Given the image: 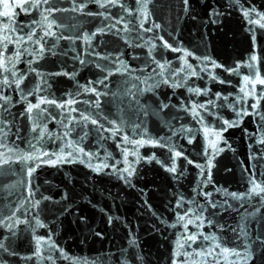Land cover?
<instances>
[{
  "label": "water",
  "instance_id": "1",
  "mask_svg": "<svg viewBox=\"0 0 264 264\" xmlns=\"http://www.w3.org/2000/svg\"><path fill=\"white\" fill-rule=\"evenodd\" d=\"M79 2V0H78ZM59 8H71V0H55ZM129 6L135 7V0H127ZM192 5L189 12L184 13L181 10V0H153L149 7L153 11V18L162 25L159 35H163L169 43L174 46H180L191 51L194 56L189 57V61L194 65L200 64V61L194 57L209 56L223 68L214 70L215 74L229 83L220 84L208 79L206 73H201L203 78H192L189 81L190 86L200 88L208 87L211 93L220 92L224 95H236L241 86V76L224 71V68H233L238 62L246 61L252 52L253 43L251 33L247 30L249 25L238 5L234 0H190ZM244 7L254 5L259 11L264 12V0H240ZM215 11L217 15L211 13ZM87 12H101L98 5L88 0ZM111 12L116 14L118 8H112ZM58 23L65 25L80 24L82 30L87 32L94 31L101 26L102 17L83 16L79 13L67 12L56 13ZM72 17L73 19H69ZM32 19H39L38 15L25 16L21 14L17 17L18 23L29 24ZM145 24V27H148ZM71 34L69 31L60 29L58 34ZM145 37L153 36L154 33H145ZM133 38L135 33L132 34ZM159 44V41H156ZM51 43V38H49ZM256 44L259 45L258 51L264 55V30H257ZM95 51L102 55L121 54L122 58L133 68H142L147 56V49L132 48L125 43L123 39L112 33L97 36L92 42ZM72 45L67 40H61L55 51L56 55L45 54V58L40 60L39 70L45 73H54L67 71L70 74L77 73L75 79L66 76L49 77L51 85L45 95L51 94L52 98L63 100L68 98V94L78 91L77 85H86L89 81H96L103 78V74L95 67L93 63L81 65L74 57L81 54L85 60L94 59L91 56L83 54V49L87 48L82 41H77ZM159 49L157 52L159 53ZM180 53L167 51L164 56L173 62L174 67H178L177 57ZM138 56L139 59H133ZM160 59L159 54L156 55ZM108 64L110 61H97ZM119 65H117L118 67ZM23 70L26 65L21 63L17 66ZM262 75H264V63L259 65ZM199 71V69H197ZM243 74H248L249 70H241ZM139 71L135 75H139ZM36 78L29 77L34 81ZM122 77L114 75L107 81L111 92H118ZM26 83H28L26 81ZM31 86V85H30ZM131 85H129L130 87ZM98 89L103 90L102 86L96 85ZM259 88V86H258ZM6 95H12L14 107L11 108L12 116L15 117L5 143L8 147H16L20 150L28 149V140L34 136L30 132V122L25 117L19 115L23 111L25 104H17V93L14 90L5 89ZM159 99L179 105L181 101L187 103L189 98L205 102L210 97H195L187 93L185 89L173 90L163 87L159 90ZM211 95V94H210ZM79 101L94 99L91 94H81L76 97ZM214 98V97H211ZM29 99L35 103V98ZM148 99L149 103L154 100L150 94L141 98V103ZM111 96L101 97L102 116H107L109 120L123 117L125 123L131 120L139 122L136 116L131 114L127 108V98L123 103L117 105L112 101ZM231 101V97L229 102ZM217 103H220L219 101ZM264 104V102H262ZM78 109H88L89 113L95 116V110L84 103L74 105ZM119 107L120 111H117ZM59 111V110H56ZM224 119L234 120L235 114L227 107L216 109ZM264 114V107L260 109ZM171 115L176 114V109L169 110ZM76 116L77 113H72ZM171 115L161 114L162 119L168 120ZM181 119L172 121L179 127L180 124L190 127L195 132L193 143L189 144L187 136L181 135L174 138V143L180 145L188 159L195 163L203 165L206 157L203 155L205 147V135L203 125L193 120L185 112H179ZM102 116H96L101 123H105ZM11 120V117H9ZM142 119V117H141ZM205 123L216 129L220 128V122L215 116H206ZM259 117H245L238 127L229 128L223 132L224 144L221 141L218 147L223 148L213 160L211 169L212 183L203 187L204 192H212L211 199L222 203L228 199L230 208L227 206L213 209L207 207L202 195L197 194V185L201 180L200 170L193 165L186 164V161L180 159L177 163L179 168L184 169V175L179 179L172 173L165 170L161 164L156 161L147 162L141 160L136 165V174L131 178V186L119 179L117 174L111 169H104L102 172H95L87 162L81 163L77 160L74 163H63L55 166L42 165L37 168L33 174L34 179L32 187L36 190V199H41L39 209H30L31 215L39 213V219L47 225L46 228H38L35 233L30 230L25 231L27 227L24 224L18 225L15 229L16 236L12 237L9 229L0 226V241L5 246L11 245L9 252L0 251V259L6 261V264H36L35 258L27 259L34 251V235L48 236L51 232L56 244L64 252L81 262L88 261V264H121L122 260H127L128 264H172L173 252L177 239L183 233V228L177 224L176 215L182 212L181 209H175L176 199L183 195L185 200L199 202L206 207L204 215L213 220V226H205V234L215 233L222 237L231 248H241L242 245L235 238V234L230 230L232 227H238V222L244 216H249L248 225L250 233L251 250L253 258L249 264H264V244L256 241L260 236L264 239V203L260 202L259 197H253L250 201H234L225 197L223 190L228 192L245 193L250 188L249 179L254 177L258 182L264 181V145L258 143L264 129L258 127ZM148 131L153 137H165L169 135L168 128L161 123V119L152 117L147 122ZM107 126V125H106ZM47 127L50 132L62 136L64 129L57 121H49ZM95 126L89 124L85 129L89 134L83 140L81 146L88 152L99 153L98 157L93 159V166L101 161L112 164L114 160H121V153L116 144L111 139L99 140L98 134L93 131ZM19 130V139L16 132ZM7 131V129H6ZM125 131L131 136V128L125 127ZM80 128L77 127L71 133V139H77ZM107 136V133H104ZM211 138V137H209ZM230 146V147H229ZM37 147L49 152H57L64 147V141L61 139H45ZM2 151V150H0ZM144 157L155 155L158 160L164 161L165 165H170V153L166 148L144 147L139 149ZM111 153V157L105 160L106 154ZM254 157V158H253ZM129 159H132L131 157ZM123 167V164L119 165ZM15 174L0 175V214L7 215L9 209L16 206L18 202H23L26 193L25 185L17 182L24 179L21 173L22 165L14 163L11 165ZM248 169L245 173L244 169ZM207 172V169L205 170ZM16 185L14 189L8 185ZM197 189V191H194ZM220 191H217V190ZM48 197L49 199H42ZM146 201V203H145ZM151 206L150 209L148 206ZM28 207V205H25ZM192 207L185 204L184 208ZM259 208V212L256 209ZM246 210V211H245ZM23 219L21 213H17ZM109 217L113 219L109 223ZM177 224L176 227L170 225ZM223 226V231L220 230ZM189 231H196L193 225L189 226ZM99 233V235H97ZM134 234L138 240V247L129 245V237ZM7 238V239H6ZM201 246H206L202 242ZM195 247V246H194ZM124 251L125 255L121 256ZM139 256L142 259H137ZM56 264H73V260H66L57 252L54 254ZM184 259L181 257V260ZM211 259V258H209ZM44 264H51L45 261Z\"/></svg>",
  "mask_w": 264,
  "mask_h": 264
},
{
  "label": "snow or ice",
  "instance_id": "2",
  "mask_svg": "<svg viewBox=\"0 0 264 264\" xmlns=\"http://www.w3.org/2000/svg\"><path fill=\"white\" fill-rule=\"evenodd\" d=\"M91 2L104 11L87 12L88 0H79V2L78 0H71V8H59L56 6L55 0H0V150H2L0 151V175L15 174L11 165L19 163L22 165L21 173L24 179L17 183L25 185L27 193L23 202H18L14 209L10 208L7 215L0 214V226L9 229L12 237L16 236L15 229L20 224L26 225L25 231L30 230L32 233H35L38 228H46L47 225L39 219L38 211L36 215L30 213V209H39L42 202L41 199L35 198L36 190L32 187L33 174L42 165L55 166L63 163H74L77 160L81 163L87 162L88 166L97 173L104 169H111L119 179L131 186V178L136 174V165L141 160L156 161L165 167L167 172L174 174L179 179L180 176L184 175V169L179 168L177 162L183 159L186 164H194L200 170L201 180L197 185L198 191L197 189L194 191L204 197L207 207L216 209L227 206L230 208L231 204H229L228 199L222 203L213 201L211 199L213 193L204 192L203 187L212 183L213 160L220 152L224 151L223 148L218 147V144L221 141L227 144V141L223 140V132L229 128L238 127L245 117L251 116L259 117L258 127L264 129V114L260 111L261 107H264L262 104L264 102V75L259 69V65L264 63V55L260 54L258 51L260 46L256 44L257 30H264V12L259 11L254 5L244 7L240 4V0H234L249 25L247 30L251 33L253 49L246 61L238 62L233 68H224L226 72L240 75L242 81L238 94L224 95L220 92L211 93V89L208 87L200 88L189 85L192 78H203L201 73H206L208 79L213 82L220 84L229 82L220 79L214 72L217 68H223V65L218 64L209 56H203L194 57L200 61V64L194 66L189 61V57L194 56L191 51L180 46H174L163 35H159L162 25L153 18V11L149 7L153 4V0H135V7L129 6L127 0H91ZM191 7L190 0H181V10L184 13L189 12ZM112 8H118L119 12L113 14ZM58 12H74L83 16L102 17V23L101 26L89 33L82 30L80 24L68 26L62 22L58 23L56 16ZM33 13L38 15L39 19H32L29 24L17 22V17L21 14L29 16ZM211 14L217 15L214 10ZM69 19L73 18L69 17ZM145 24L149 26L145 27ZM60 29L67 30L71 34L64 35L63 32L58 34ZM109 33L119 36L129 47L147 49L144 66L139 69L133 68L122 58V53L102 55L95 51L92 45L93 40L97 36ZM133 33H135L134 38ZM145 33H154V35L145 37ZM49 38H51V43H49ZM61 40L69 41L70 45L73 46V51H75L74 45L77 41H82L84 45H87V48L83 49V54L94 59L85 60L81 54H77L74 59H77L82 66L93 63L103 74V78L94 82L89 81L86 85L78 84V91L68 94V98L58 101L52 98L50 93L44 94L51 87L49 77L62 75L75 79L77 73L70 74L67 71L45 73L40 71L38 66L33 65H38L39 61L45 58L46 53L56 55L55 49ZM157 40L159 44H157ZM157 49L160 50L159 53ZM167 51L181 54L176 58L178 67H174L173 62L164 56ZM157 54L161 56L160 59L156 58ZM133 59H139V57L133 56ZM97 61H110L111 67ZM21 63L26 65L23 70L17 67ZM117 65L119 66L117 67ZM244 68L249 70L248 74L241 72ZM137 71H139V75H135ZM114 75L122 77L118 92H111L107 83L109 77ZM30 76L36 79L34 81L29 80ZM96 85L102 86L103 90L98 89ZM129 85L131 86L129 87ZM163 87L172 89L173 95H175L176 89H185L192 96L210 98L205 102L189 98L187 103L181 101L177 106L172 104L170 100L165 102L159 99L158 93ZM5 89L14 90L17 93V104H25L19 115L29 120L30 132L35 134L27 142L30 150L8 147L5 143L15 120L11 113V108L15 106L13 97L6 95ZM81 94H91L94 99L79 101L76 97ZM146 94H150V97L155 99L151 103L148 99L141 103V98L146 97ZM107 96L113 98L109 103L115 102L117 105L123 103L124 98H127V108L132 115L137 117L139 122L129 119L125 123L123 117L109 120L107 116H102L101 97ZM30 97L35 98V103L29 99ZM230 97L231 101L229 102ZM218 101L220 103H217ZM81 102L94 109L95 116L89 113L87 108L81 110L74 107ZM225 107L235 114L236 119H224L216 111L218 108ZM171 109H176L175 115L170 114L169 110ZM117 111H120L119 107H117ZM181 111L203 125L206 142L203 155L207 158L203 165L188 159L182 147L173 142L174 138H178L182 134L187 136L189 144L193 143L195 139V132L192 128L183 124L176 127L172 123L174 120L179 121L181 119L179 115ZM72 113L78 115L74 116ZM161 114L171 115V118L164 120ZM96 116H102L105 123H101L99 119L95 118ZM206 116H215L220 122V128L216 129L206 124ZM152 117L161 119V123L168 128L170 134L165 137L151 136L147 122ZM49 121H57L61 125L64 129L62 136H57L56 133L49 131L47 127ZM89 124L95 126L93 131L98 134L99 140L111 139L115 142L118 151L121 153V160H114L112 164L101 161L98 165L93 166L92 161L98 157L99 153L88 152L81 146L89 134L85 130ZM77 127L80 128V133L77 134V139L73 140L71 133ZM125 127L131 128V136L125 131ZM104 133L108 135L105 136ZM16 136L17 139L20 138L18 129ZM45 139H61L64 141V147H61L57 152H49L37 147ZM258 143L264 145V135L261 136ZM144 147L166 148L170 153V165H165L164 161L158 160L154 154L148 157L142 156L139 149ZM108 157H111V153L106 154L105 160ZM130 157L132 159H129ZM121 164L123 167L119 166ZM244 171L247 173L248 169L245 168ZM249 184L250 188L245 193L228 192L224 189L223 194L225 197L241 202L259 197L260 202L264 203V181L258 182L254 177H251ZM7 187L14 189L16 185H8ZM42 199L49 198L42 197ZM186 203L192 207L184 208ZM148 207L150 209L151 206ZM174 208L182 210V212L177 213L176 221L184 231L176 241L172 264H249V261L252 260L253 253L248 225L250 223L249 216L253 214L242 217L241 221L238 222V227L230 228L235 234L236 240L242 245L241 248H231L227 246L222 237L215 233L205 234L203 232L205 226L211 227L214 222L204 215L206 207L199 202L185 200L184 196L180 195L176 199ZM256 211L259 212V208ZM17 213H21L23 219ZM113 219H118V217H109V223H112ZM177 224L170 226L176 227ZM190 225H193L196 231H189ZM220 230L223 231V226H220ZM33 238L34 251L27 259L35 258L36 264H44L45 261L56 264L54 254L57 252L63 259L73 260L56 244L51 232L46 237L34 235ZM256 241L264 244V239H261L260 236L256 237ZM202 242L206 243V246H201ZM129 245L131 247L139 246L134 234L129 237ZM10 247V244L5 246L0 241V251L9 252ZM9 254L15 255L14 252H9ZM124 255L125 252L122 251L121 256ZM181 257L184 259L181 260ZM136 258L142 259L139 256ZM0 264H6V261L0 259ZM73 264H88V261L81 262L79 259H75ZM121 264H128V261L122 260Z\"/></svg>",
  "mask_w": 264,
  "mask_h": 264
}]
</instances>
